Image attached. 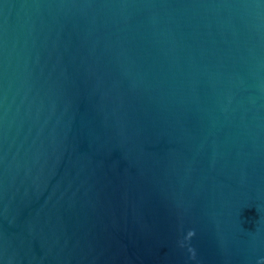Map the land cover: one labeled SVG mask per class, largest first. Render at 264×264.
<instances>
[{
    "label": "water",
    "instance_id": "water-1",
    "mask_svg": "<svg viewBox=\"0 0 264 264\" xmlns=\"http://www.w3.org/2000/svg\"><path fill=\"white\" fill-rule=\"evenodd\" d=\"M0 264H264V0H0Z\"/></svg>",
    "mask_w": 264,
    "mask_h": 264
}]
</instances>
